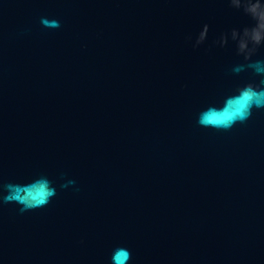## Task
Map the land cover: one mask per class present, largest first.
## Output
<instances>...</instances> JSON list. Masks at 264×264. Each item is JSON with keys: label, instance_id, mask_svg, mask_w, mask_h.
Masks as SVG:
<instances>
[{"label": "water", "instance_id": "water-1", "mask_svg": "<svg viewBox=\"0 0 264 264\" xmlns=\"http://www.w3.org/2000/svg\"><path fill=\"white\" fill-rule=\"evenodd\" d=\"M249 89L264 0H0V264H264Z\"/></svg>", "mask_w": 264, "mask_h": 264}, {"label": "clouds", "instance_id": "clouds-1", "mask_svg": "<svg viewBox=\"0 0 264 264\" xmlns=\"http://www.w3.org/2000/svg\"><path fill=\"white\" fill-rule=\"evenodd\" d=\"M240 100L244 101L243 107L240 108L236 114H234L233 116L229 117L228 120L226 121H220V122H216L213 118L207 117V122L212 123V124H223V125H227L230 122L234 121L235 119H243L246 117V114L248 113L247 111H245L244 109H246L251 102H255L257 105H259L261 103L262 100H264V96H262L259 93H255L253 92L251 89L247 90L246 92L243 93L242 97L240 98ZM123 258V260H128L129 259V254L128 252H126L124 249H120L117 251L116 254V259H120Z\"/></svg>", "mask_w": 264, "mask_h": 264}, {"label": "snow or ice", "instance_id": "snow-or-ice-1", "mask_svg": "<svg viewBox=\"0 0 264 264\" xmlns=\"http://www.w3.org/2000/svg\"><path fill=\"white\" fill-rule=\"evenodd\" d=\"M236 103V105L238 106L237 107V111L240 109V108H242L243 107V104H244V101L243 100H240V101H237V102H235ZM215 118V117H214Z\"/></svg>", "mask_w": 264, "mask_h": 264}]
</instances>
